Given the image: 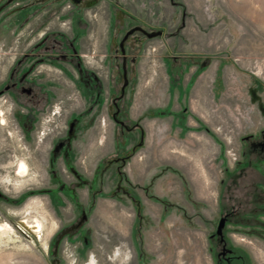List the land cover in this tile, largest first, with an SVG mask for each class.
<instances>
[{
    "label": "rangeland",
    "instance_id": "obj_1",
    "mask_svg": "<svg viewBox=\"0 0 264 264\" xmlns=\"http://www.w3.org/2000/svg\"><path fill=\"white\" fill-rule=\"evenodd\" d=\"M0 225V264H264V0H0Z\"/></svg>",
    "mask_w": 264,
    "mask_h": 264
},
{
    "label": "bare ground",
    "instance_id": "obj_2",
    "mask_svg": "<svg viewBox=\"0 0 264 264\" xmlns=\"http://www.w3.org/2000/svg\"><path fill=\"white\" fill-rule=\"evenodd\" d=\"M18 172L19 175L24 176L28 173V168L26 166V164L24 162H21V164L18 167ZM42 216L39 215V217L37 215H33L30 214L27 221L25 222V226L27 229L31 230V231H35L37 233H41L46 225V219L45 218H41ZM1 227L0 225V233H4L5 229ZM117 255L114 258H117L120 256L121 252L117 251ZM91 264H95L94 263V259L92 260Z\"/></svg>",
    "mask_w": 264,
    "mask_h": 264
},
{
    "label": "water",
    "instance_id": "obj_3",
    "mask_svg": "<svg viewBox=\"0 0 264 264\" xmlns=\"http://www.w3.org/2000/svg\"><path fill=\"white\" fill-rule=\"evenodd\" d=\"M224 222H225V219L222 218L220 220V222H219V225H218V228H217V231H216L217 235H219L220 237H222V229L224 227Z\"/></svg>",
    "mask_w": 264,
    "mask_h": 264
}]
</instances>
